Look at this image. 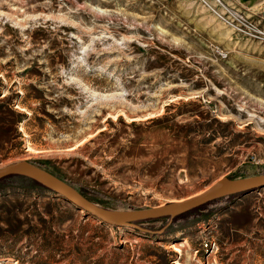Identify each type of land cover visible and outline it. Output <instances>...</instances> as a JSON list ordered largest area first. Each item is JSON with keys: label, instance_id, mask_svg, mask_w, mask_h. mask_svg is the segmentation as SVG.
I'll use <instances>...</instances> for the list:
<instances>
[{"label": "rangeland", "instance_id": "rangeland-1", "mask_svg": "<svg viewBox=\"0 0 264 264\" xmlns=\"http://www.w3.org/2000/svg\"><path fill=\"white\" fill-rule=\"evenodd\" d=\"M208 2L0 0V167L120 210L264 173V43ZM136 224L0 179V264H264V187Z\"/></svg>", "mask_w": 264, "mask_h": 264}, {"label": "water", "instance_id": "water-1", "mask_svg": "<svg viewBox=\"0 0 264 264\" xmlns=\"http://www.w3.org/2000/svg\"><path fill=\"white\" fill-rule=\"evenodd\" d=\"M8 175H20L38 182L49 191L62 196L78 209L93 215L103 223L135 227L145 231L148 230L139 227L136 224L137 221L167 215H178L195 205L206 203L213 199L237 193L245 194L264 187V173L239 178L222 177L202 192L180 201L168 202L143 209L120 210L99 206L66 181L27 160L12 162L0 167V179Z\"/></svg>", "mask_w": 264, "mask_h": 264}, {"label": "built area", "instance_id": "built-area-1", "mask_svg": "<svg viewBox=\"0 0 264 264\" xmlns=\"http://www.w3.org/2000/svg\"><path fill=\"white\" fill-rule=\"evenodd\" d=\"M221 10L214 11L223 19L228 25L238 30L241 33H244L248 36H252L256 39H259L264 43V30L258 27L254 22L246 18V16L233 8L228 7L221 0H217Z\"/></svg>", "mask_w": 264, "mask_h": 264}, {"label": "crops", "instance_id": "crops-1", "mask_svg": "<svg viewBox=\"0 0 264 264\" xmlns=\"http://www.w3.org/2000/svg\"><path fill=\"white\" fill-rule=\"evenodd\" d=\"M236 8L243 9L254 21L264 27V0H227Z\"/></svg>", "mask_w": 264, "mask_h": 264}, {"label": "bare ground", "instance_id": "bare-ground-1", "mask_svg": "<svg viewBox=\"0 0 264 264\" xmlns=\"http://www.w3.org/2000/svg\"><path fill=\"white\" fill-rule=\"evenodd\" d=\"M204 1L208 2L207 0H204ZM215 1H217V0H215ZM207 4L212 8V11H214V9H213V5L210 4V2H208ZM35 182H36V181H35ZM42 187H43V186H42ZM44 188H45V187H44Z\"/></svg>", "mask_w": 264, "mask_h": 264}, {"label": "trees", "instance_id": "trees-1", "mask_svg": "<svg viewBox=\"0 0 264 264\" xmlns=\"http://www.w3.org/2000/svg\"><path fill=\"white\" fill-rule=\"evenodd\" d=\"M35 182V181H34ZM37 185L39 186H42L41 184H39L38 182H35ZM73 186V185H72ZM75 187V186H74ZM239 194H242V193H237V194H232L233 196H236V195H239Z\"/></svg>", "mask_w": 264, "mask_h": 264}]
</instances>
